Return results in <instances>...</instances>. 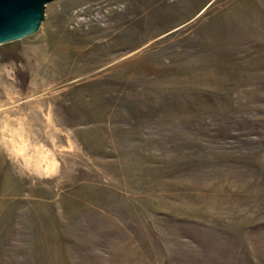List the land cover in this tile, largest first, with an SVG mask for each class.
Returning <instances> with one entry per match:
<instances>
[{
	"label": "rangeland",
	"instance_id": "rangeland-1",
	"mask_svg": "<svg viewBox=\"0 0 264 264\" xmlns=\"http://www.w3.org/2000/svg\"><path fill=\"white\" fill-rule=\"evenodd\" d=\"M0 264H264V0H55L0 45Z\"/></svg>",
	"mask_w": 264,
	"mask_h": 264
},
{
	"label": "water",
	"instance_id": "water-1",
	"mask_svg": "<svg viewBox=\"0 0 264 264\" xmlns=\"http://www.w3.org/2000/svg\"><path fill=\"white\" fill-rule=\"evenodd\" d=\"M52 1L55 0H0V45L38 33L46 6Z\"/></svg>",
	"mask_w": 264,
	"mask_h": 264
}]
</instances>
